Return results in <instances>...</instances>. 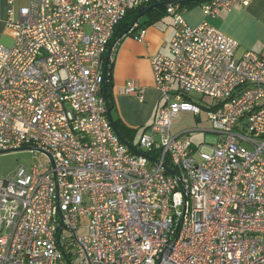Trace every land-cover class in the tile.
Here are the masks:
<instances>
[{
    "label": "built area",
    "instance_id": "obj_1",
    "mask_svg": "<svg viewBox=\"0 0 264 264\" xmlns=\"http://www.w3.org/2000/svg\"><path fill=\"white\" fill-rule=\"evenodd\" d=\"M152 0H28L0 43V151L42 157L0 177V264H264V56L168 2L169 55L150 58L163 103L135 149L106 115L103 55ZM250 0H206L207 16ZM144 30L135 39L141 41ZM124 90L142 99L143 88ZM210 97L215 143L172 132ZM206 147V148H203ZM85 229L84 232L81 230Z\"/></svg>",
    "mask_w": 264,
    "mask_h": 264
},
{
    "label": "crops",
    "instance_id": "obj_2",
    "mask_svg": "<svg viewBox=\"0 0 264 264\" xmlns=\"http://www.w3.org/2000/svg\"><path fill=\"white\" fill-rule=\"evenodd\" d=\"M28 0H0V43L12 44V33L6 29L8 8L16 14L19 7ZM204 2V1H203ZM198 3L183 7V17L189 25L207 21L225 35L238 42L237 50L244 52L264 45V0H250L247 6L235 5L231 9L220 8L215 16H207ZM144 30L141 41L135 35ZM176 30L172 17L165 14L153 23L120 37L111 50L109 59L112 80L114 108L112 115L120 123L142 134L154 121L158 107L163 103L160 92L155 87L150 58L157 53L169 55V43ZM237 52V51H236ZM264 56V46L261 49ZM143 88L142 99L124 90L126 84ZM137 143V142H134Z\"/></svg>",
    "mask_w": 264,
    "mask_h": 264
},
{
    "label": "rangeland",
    "instance_id": "obj_3",
    "mask_svg": "<svg viewBox=\"0 0 264 264\" xmlns=\"http://www.w3.org/2000/svg\"><path fill=\"white\" fill-rule=\"evenodd\" d=\"M264 45L260 42L252 51L261 55V49ZM243 52L237 50L236 55L240 56ZM191 99L200 107V113L181 111L177 118L172 121V132L178 134L188 131L192 141L196 143H215L219 139V134L212 132L211 123L207 118V107L212 103L213 99L210 97H201L199 94L192 93ZM141 136L140 130L136 131L134 142H138ZM206 148V147H203ZM42 157L41 153L35 150L23 149L10 151L0 154V177L13 173L19 166H30ZM85 229L81 230L84 232Z\"/></svg>",
    "mask_w": 264,
    "mask_h": 264
},
{
    "label": "trees",
    "instance_id": "obj_4",
    "mask_svg": "<svg viewBox=\"0 0 264 264\" xmlns=\"http://www.w3.org/2000/svg\"><path fill=\"white\" fill-rule=\"evenodd\" d=\"M206 0H152L149 3L136 7L134 9H131L127 11L125 16L121 19V21L115 26L113 34L108 42L107 50L111 46V44L117 39L119 34H121L123 31H125L132 20L135 18L137 14H139L141 11H143L145 8H147L149 5L155 3V2H172L178 4L180 7H190L195 4L201 3ZM166 14V5L154 7L147 11L143 16H141L136 24L126 33V34H132L135 32V30L139 28H143L146 25H149L153 23L155 20L161 18ZM107 50L103 55V70H104V63L106 60ZM110 63L111 60L109 59L107 62V68L104 70V80L103 84L101 86V95L103 98V102L106 108V111H110L111 115V123L114 128V130L117 132L119 137L127 141L133 149H135V143H134V132L128 128H126L123 124L120 123L119 119H115L112 115V110L114 108V101L112 96V80H111V74H110Z\"/></svg>",
    "mask_w": 264,
    "mask_h": 264
},
{
    "label": "water",
    "instance_id": "obj_5",
    "mask_svg": "<svg viewBox=\"0 0 264 264\" xmlns=\"http://www.w3.org/2000/svg\"><path fill=\"white\" fill-rule=\"evenodd\" d=\"M168 2H155L151 5H149L147 8H145L143 11H141L139 14H137L135 16V18L132 20V22L130 23L129 27L123 31L121 34H119V36L117 37V39L111 44V46L108 48L107 50V55H106V60H105V63H104V70H106L107 68V62L109 60V57H110V54H111V50H112V47L114 46L115 42L120 38L122 37L123 35H125L135 24L136 22L138 21V19L143 16L147 11H149L150 9L154 8V7H158V6H162V5H167ZM106 115L108 117V120L111 122V115H110V111L107 110L106 111ZM124 141V140H123ZM23 149H29L31 150V148L29 147H21V148H15V149H7V150H2L0 151V154L1 153H6V152H10V151H16V150H23Z\"/></svg>",
    "mask_w": 264,
    "mask_h": 264
}]
</instances>
